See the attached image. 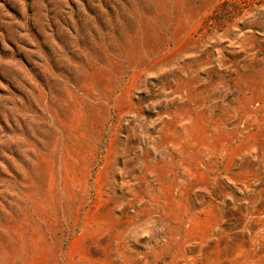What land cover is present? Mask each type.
I'll return each mask as SVG.
<instances>
[{
  "label": "rangeland",
  "instance_id": "1",
  "mask_svg": "<svg viewBox=\"0 0 264 264\" xmlns=\"http://www.w3.org/2000/svg\"><path fill=\"white\" fill-rule=\"evenodd\" d=\"M0 264H264V0H0Z\"/></svg>",
  "mask_w": 264,
  "mask_h": 264
}]
</instances>
